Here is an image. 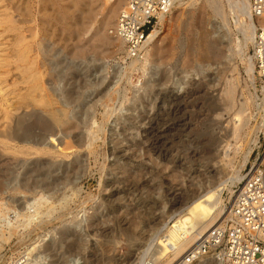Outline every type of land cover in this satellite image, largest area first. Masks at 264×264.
Instances as JSON below:
<instances>
[{
	"label": "rangeland",
	"instance_id": "374dc122",
	"mask_svg": "<svg viewBox=\"0 0 264 264\" xmlns=\"http://www.w3.org/2000/svg\"><path fill=\"white\" fill-rule=\"evenodd\" d=\"M204 1L183 0L166 17L156 46L152 44L160 51L159 73L151 81V93L143 97L139 93L146 76L138 70L129 71L115 91L104 94L113 65L126 67L131 61L109 33L125 2L104 29L101 24L116 0H0V218L6 212L1 224L10 236L0 247V264L33 246L41 264H63L70 258L77 260L75 264H145L151 260L144 251L151 227L171 224L190 204L192 189L209 183L218 186L237 170L244 178L255 163L264 166V80L257 72L251 80L244 60L228 50L229 40L235 46L240 34L231 0H220L219 12ZM221 6L233 28L222 42L216 39L218 30L225 31ZM254 21L257 28L258 20ZM35 29L44 44L41 62L46 86L54 105L66 110L62 124L48 117L51 128L46 134L41 125L31 127L34 140L44 138L37 144L2 135L13 127L16 116L44 114L23 98L25 84L17 53L20 33L29 38ZM99 29L116 40L113 45L99 43L95 34ZM212 43H218V55L208 49ZM253 46L248 45V55H253ZM57 59L73 63L71 71L86 82L93 80L95 66L105 67L108 77L103 84L74 88L83 96L81 108L90 106L86 120L80 121L78 101L65 99L67 80L58 82L52 72L49 61ZM58 69L64 76L67 68ZM179 78L181 89L174 85ZM57 83L61 90L52 93L50 88ZM228 89L233 93L226 102ZM138 95L140 100H134ZM234 121L244 125L237 139L241 147L235 152ZM226 143L231 146L228 156ZM245 154L248 160L241 167ZM35 161L51 167L59 179L23 182L26 165ZM243 178L223 191L225 208ZM41 194L45 200L37 214L34 199ZM27 213L38 216L23 227ZM74 220L81 221L77 230ZM212 257H203L202 264H217L207 262Z\"/></svg>",
	"mask_w": 264,
	"mask_h": 264
},
{
	"label": "bare ground",
	"instance_id": "6f19581e",
	"mask_svg": "<svg viewBox=\"0 0 264 264\" xmlns=\"http://www.w3.org/2000/svg\"><path fill=\"white\" fill-rule=\"evenodd\" d=\"M182 1L183 0H175L176 3H181ZM122 2L123 3L125 2L123 5V8H124L127 3V0H116V2L112 5L110 10L108 11L107 18L106 19L104 18L101 24L104 29L112 23V20L116 18L117 13H118V7L119 5L122 4ZM204 2H205L204 4L212 8L214 11L220 10V8H218L219 6L218 3H220V0H205ZM231 3L232 4L230 5V7L232 8L231 9L232 12L236 13V16H235L236 19L234 22H235L236 27L240 29V34L236 36L235 46L232 45L233 40L232 39L229 40L228 50L232 53L239 55L240 59L244 60L243 62L245 63V66H246L245 67L246 72L249 74V77L251 78V80L254 81L255 72H256L254 55H248L247 53L248 45L250 43L254 44L255 36L257 32L256 24L254 21L255 17L253 16L252 11H251V1L250 0H231ZM192 4L194 5V3ZM221 11L223 15L221 17L224 18L223 27L225 28V31L218 30L217 31L218 37L216 39L217 40L220 39V41L222 42L223 38L227 37L226 31L229 34H232L233 28L231 24H229V22L225 19L226 12L223 6H221ZM117 19H118V16H117ZM116 24H117V20L115 24L113 25V27L110 28L109 33H112L113 36L116 38V40L119 41L120 46H122L121 48L123 49V52H125L123 41L114 34V28L116 27ZM23 28L24 27H21L20 29L23 31L24 30ZM161 28L156 29L152 33V36L149 39L151 44L149 45V49L144 58L130 59L131 61L129 60L130 63L126 67H122L120 65H113L111 74L109 76L110 82L104 94L108 95L111 92L115 91L116 90L115 87L117 86L120 79L124 78L126 74H128L129 71L138 70L146 76L144 78L145 80L141 88L142 92L139 94L143 93L144 95H141L143 97L149 96V94L152 91L151 81L159 73L157 69L156 60L158 58V54H160V51L159 49H157V47L153 49L152 44L154 43V46H156V42L158 41V38L160 37ZM95 34L97 35V37H99V43H104L107 46L113 45L114 42L116 41V40L114 41L113 39H110V37L107 36L106 34L101 33V29L96 30ZM41 40H40V34L38 33L36 29L35 31L30 30L29 38H27L25 34L20 33L17 39V46H18L17 53L19 56L20 67L22 69V79L25 84V92L23 94V98L25 102L28 103L29 105H32L34 107H40L42 109V112H44V114H40V113L33 111L32 113L28 114V117H27V114L25 113H22L16 116L13 127H11L9 131L2 132V135L7 137L8 139H12V140L18 139V140H22L26 142L34 141L33 142L34 144L42 143L44 142V138L42 137H40L41 139L38 138V140L33 139L34 136L31 132V127L34 126V124L41 125V127H43L42 130L45 132L49 128H51L50 120L49 121L47 120L48 117L49 119H51V121L54 124H58V125L62 124L64 122V117H66V110L64 109L63 111H61L54 105V100L52 98L53 94H51L48 91V87L46 86L44 72L42 71L43 65L41 62V53L43 52L44 44ZM93 49H97V46L94 45ZM208 49L215 51V54L218 55V43L210 44ZM81 50L86 53L84 48H81ZM152 51L154 53H152ZM153 54H154V57H153ZM63 63L64 61L62 59L52 60V62L49 61V65L52 67L53 69L52 72H54V76L57 77V81L59 82L60 80H64V79L67 80L66 82L67 87L65 89L66 101H68V103L70 101H78L77 108L79 110L80 116L82 117L80 121L86 120L88 118V112H89L90 106L87 107V109L85 110L81 108V105H83L81 101L83 99V96L79 91L75 92L74 88L77 87V85L79 86V88H82L85 84L89 86L90 85L96 86V87L103 84V82L108 77L105 67L98 66V65L95 66L93 68V80L91 81L87 80L86 82L83 80V77L81 74L78 73L77 75L76 73H74V71H71L72 67H74L73 63H66V64H63ZM63 65H64V68H67V71L65 72L64 76H63V70L58 69L59 66H63ZM80 70L82 71L83 68ZM75 79L77 81L76 85L75 83L73 84V82H71ZM68 85H70V88L68 87ZM174 85L178 89H181L182 88L181 78L176 79L174 81ZM50 90L51 92L61 90L59 83H57L53 87V90L51 88ZM261 91H262V94L264 95V85L262 86ZM137 92H139V90H137ZM232 93H233V90L231 89H228L225 91L224 99L226 100V102L227 100H230L232 98ZM138 96H136L134 100H140L141 96L139 97ZM243 126L244 125H242L241 122H237V121L233 122V135L235 137L234 138L235 143L233 145L234 147L233 152H235L237 149L241 147L240 144L237 145L238 144L237 139L239 136L238 133ZM46 133L47 132H45V134ZM134 138H136V135H134ZM252 140H253V144L256 143V138H252ZM223 148H225V156H228L229 149L231 148L230 143H226L223 146ZM133 155H130V156H133ZM247 160H248V155L245 156L241 167L245 166ZM0 163H1V159H0ZM52 173H53V170L51 167H47L46 165H43L42 162L35 161V162H32L31 164L26 165L25 173L23 174L22 179H23V182L27 181V179L29 178H32L34 180L33 182H37L38 180H43L44 182H56L59 178H56L55 176H53ZM242 178L243 177L240 175V170H237L233 172V175L228 179V181L221 182L218 186H215L212 183H209L205 185H199L198 187H195V189H192L190 192L191 199H192L190 204L184 206L176 214L175 219L173 220L171 224H169V222H165L162 225V227H160V229L151 227L150 229L151 232L148 233L147 237L145 238V244L147 245L146 246L147 248L144 250L145 255H147L148 258H151V260H153V264H169L177 256L180 255L181 257V254L184 251L187 252V250L198 240V238L201 235L206 233L211 227L217 225L223 216L225 218V215L228 213V209L223 206L222 193L228 186H230V183L233 184L236 181H240ZM71 181H73V179H71ZM71 183L74 184L75 182L73 181ZM161 197H162V194H161ZM42 199H44L43 194H41L39 197L34 199V201L37 202L36 204H38V206L35 207V204H34L35 210L33 211L36 212L37 214H40L38 210L40 209L39 207L41 205ZM32 204L33 203H31V205ZM221 211H222L221 217L219 219H216ZM5 213L3 212L2 215L6 216L7 214ZM165 214H167V217H169L170 216L168 215L169 210H167ZM35 215L36 214H30V213L29 214L27 213L26 215H24L23 222L21 221L23 224V227L24 226L29 227L28 225L31 223V221H33V219L36 216H38V215L36 216ZM5 216L4 218L3 217L1 218L5 220ZM1 218H0V247L3 245L4 242L6 243V241L10 238L9 235L6 236L5 234V230L1 224V222H3ZM20 224L21 223H19V225ZM72 226L75 228V230L79 229L81 226V221L74 220L72 222ZM34 248L35 247L33 246L32 248L24 251L22 255L18 256L14 260H11L7 264H15L20 259H23V261L26 264H41L39 263L41 256H38L40 255L39 253L35 254L33 252ZM144 251H143V254H144ZM203 257H201L196 262V264H202L204 262V259H202ZM76 261L77 260H75L74 258H70L66 260L63 264H75ZM208 261L217 263V264L224 263V261L218 260L215 255H213L212 258H209L207 262ZM52 264H55V263H52Z\"/></svg>",
	"mask_w": 264,
	"mask_h": 264
},
{
	"label": "built area",
	"instance_id": "2783aa9c",
	"mask_svg": "<svg viewBox=\"0 0 264 264\" xmlns=\"http://www.w3.org/2000/svg\"><path fill=\"white\" fill-rule=\"evenodd\" d=\"M175 0H127L119 13L114 34L124 43L128 60L142 59L152 33L175 7ZM258 20L253 55L256 72L264 80V0H251ZM228 213L173 264H196L203 256L215 255L225 264H264V166L255 163L227 203ZM15 264H26L20 259ZM145 264H153V260Z\"/></svg>",
	"mask_w": 264,
	"mask_h": 264
}]
</instances>
